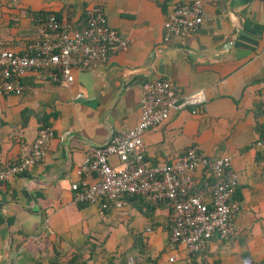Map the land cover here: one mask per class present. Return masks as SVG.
Instances as JSON below:
<instances>
[{"label": "crops", "instance_id": "1", "mask_svg": "<svg viewBox=\"0 0 264 264\" xmlns=\"http://www.w3.org/2000/svg\"><path fill=\"white\" fill-rule=\"evenodd\" d=\"M191 1L0 0V46L14 52L32 38L37 17L54 14L74 28L92 4L127 40L92 70L72 69L69 83L31 70L20 95H0V164L27 152L40 127L52 130L44 158L0 182V264H264V144L256 143L264 129V0H200L199 28L164 39L171 5ZM153 78L175 84L177 103L194 92L203 100L178 104L144 132V160L168 163L195 144L206 156H227L236 174L231 234L212 236L199 253L169 241L165 200L124 196L100 210L71 197L72 182L95 181L93 171L76 172L88 149L137 122L139 86ZM108 161L118 165L114 155ZM190 174L193 190L210 181L201 167Z\"/></svg>", "mask_w": 264, "mask_h": 264}, {"label": "built area", "instance_id": "2", "mask_svg": "<svg viewBox=\"0 0 264 264\" xmlns=\"http://www.w3.org/2000/svg\"><path fill=\"white\" fill-rule=\"evenodd\" d=\"M203 12L200 0L172 4L162 23L163 38L194 33L203 21ZM33 28V36L21 52L0 46V95H20L22 77L31 70L44 72L52 82L69 83L73 80L72 69L92 70L127 44L126 38L107 23L100 4L86 6L82 20L74 28L54 14L37 17ZM202 100L201 92H194L177 103L176 86L169 78L143 80L139 86L137 122L88 149L89 161L78 166L76 172L93 171L95 181L72 182V200L97 205L100 210L124 196H139L149 205L165 200L172 210L169 241L182 245L188 253L204 251L214 235L229 236L231 219L240 205L234 197L236 174L227 156H206L192 144L168 163L149 164L144 160V132L164 122L178 104ZM51 136L49 126L40 127L27 152L13 162L0 164V182L40 162ZM256 143L264 144V129ZM110 155L116 156L118 165L108 161ZM198 167L204 169L210 181L193 190L190 173ZM134 262L133 258L127 260V264ZM141 264L156 263L145 260Z\"/></svg>", "mask_w": 264, "mask_h": 264}, {"label": "trees", "instance_id": "3", "mask_svg": "<svg viewBox=\"0 0 264 264\" xmlns=\"http://www.w3.org/2000/svg\"><path fill=\"white\" fill-rule=\"evenodd\" d=\"M70 262H73V260H71ZM79 264H83V263L80 262Z\"/></svg>", "mask_w": 264, "mask_h": 264}]
</instances>
